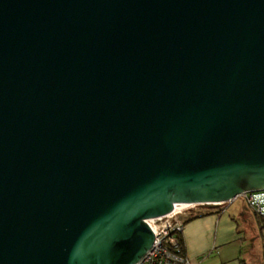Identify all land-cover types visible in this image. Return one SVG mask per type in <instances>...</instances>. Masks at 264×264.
<instances>
[{"label": "water", "instance_id": "water-1", "mask_svg": "<svg viewBox=\"0 0 264 264\" xmlns=\"http://www.w3.org/2000/svg\"><path fill=\"white\" fill-rule=\"evenodd\" d=\"M259 189L264 0H0V264H135Z\"/></svg>", "mask_w": 264, "mask_h": 264}, {"label": "crops", "instance_id": "crops-1", "mask_svg": "<svg viewBox=\"0 0 264 264\" xmlns=\"http://www.w3.org/2000/svg\"><path fill=\"white\" fill-rule=\"evenodd\" d=\"M232 205V204H231ZM230 204L185 218L186 255L198 264H264V219Z\"/></svg>", "mask_w": 264, "mask_h": 264}, {"label": "built area", "instance_id": "built-area-1", "mask_svg": "<svg viewBox=\"0 0 264 264\" xmlns=\"http://www.w3.org/2000/svg\"><path fill=\"white\" fill-rule=\"evenodd\" d=\"M238 197H242L248 206L264 217V189L243 191ZM223 204L225 203H217L215 206L219 207ZM190 205L194 207L198 204ZM184 209L179 213L170 214L173 209L166 215L145 220L152 228L155 237L151 246L135 264H198L186 255L181 244L180 235L184 230L185 218L188 217ZM163 219L166 220L162 222Z\"/></svg>", "mask_w": 264, "mask_h": 264}, {"label": "rangeland", "instance_id": "rangeland-1", "mask_svg": "<svg viewBox=\"0 0 264 264\" xmlns=\"http://www.w3.org/2000/svg\"><path fill=\"white\" fill-rule=\"evenodd\" d=\"M227 204V203H226ZM228 204H232L231 207H230V210L231 211H235V210H239V209H248L249 206L247 205V203L245 202V200L242 198V197H238L236 199H234L232 202H228ZM221 207L223 206L224 207V204L223 205H220ZM219 206V207H220ZM213 207H217V206H213ZM209 208L203 206V205H195L194 207H189V208H186L184 209V212H186L187 216H190L192 215L193 213H200V212H203L205 210H208ZM180 212V211H178ZM185 216V215H183ZM166 219H163L162 222H164Z\"/></svg>", "mask_w": 264, "mask_h": 264}, {"label": "bare ground", "instance_id": "bare-ground-1", "mask_svg": "<svg viewBox=\"0 0 264 264\" xmlns=\"http://www.w3.org/2000/svg\"><path fill=\"white\" fill-rule=\"evenodd\" d=\"M191 205L190 204H177L175 203V206H174V210L170 213V214H176V213H179L178 211H181L183 210L184 208H188L190 207Z\"/></svg>", "mask_w": 264, "mask_h": 264}, {"label": "trees", "instance_id": "trees-1", "mask_svg": "<svg viewBox=\"0 0 264 264\" xmlns=\"http://www.w3.org/2000/svg\"><path fill=\"white\" fill-rule=\"evenodd\" d=\"M249 207H250V206H249ZM250 208H251V207H250ZM251 209H252V208H251ZM252 211H253V213H254L255 215L259 216L261 219H264V217H263L262 215L256 213L253 209H252ZM200 213H202V212H200ZM198 214H199V213H198ZM180 238H181V244H182V246L184 247V241H183L182 235H180ZM184 250H185V247H184Z\"/></svg>", "mask_w": 264, "mask_h": 264}]
</instances>
